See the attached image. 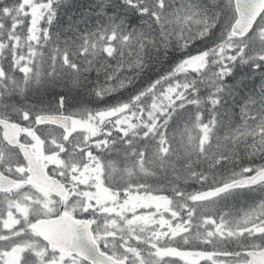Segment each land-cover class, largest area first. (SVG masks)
I'll return each mask as SVG.
<instances>
[{
    "label": "snow or ice",
    "instance_id": "obj_1",
    "mask_svg": "<svg viewBox=\"0 0 264 264\" xmlns=\"http://www.w3.org/2000/svg\"><path fill=\"white\" fill-rule=\"evenodd\" d=\"M202 261L264 264V0H0V264Z\"/></svg>",
    "mask_w": 264,
    "mask_h": 264
},
{
    "label": "flooded vegetation",
    "instance_id": "obj_2",
    "mask_svg": "<svg viewBox=\"0 0 264 264\" xmlns=\"http://www.w3.org/2000/svg\"><path fill=\"white\" fill-rule=\"evenodd\" d=\"M208 250H211V248H209ZM201 264H205V262L202 261ZM208 264H210V262H208Z\"/></svg>",
    "mask_w": 264,
    "mask_h": 264
},
{
    "label": "trees",
    "instance_id": "obj_3",
    "mask_svg": "<svg viewBox=\"0 0 264 264\" xmlns=\"http://www.w3.org/2000/svg\"><path fill=\"white\" fill-rule=\"evenodd\" d=\"M49 99H51V97H49ZM69 110H71V108Z\"/></svg>",
    "mask_w": 264,
    "mask_h": 264
}]
</instances>
